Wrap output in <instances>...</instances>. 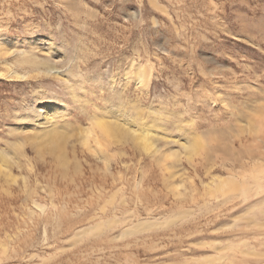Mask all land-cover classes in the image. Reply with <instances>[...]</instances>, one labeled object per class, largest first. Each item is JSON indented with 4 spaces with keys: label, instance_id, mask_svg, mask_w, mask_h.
Instances as JSON below:
<instances>
[{
    "label": "rangeland",
    "instance_id": "obj_1",
    "mask_svg": "<svg viewBox=\"0 0 264 264\" xmlns=\"http://www.w3.org/2000/svg\"><path fill=\"white\" fill-rule=\"evenodd\" d=\"M263 259L264 0H0V264Z\"/></svg>",
    "mask_w": 264,
    "mask_h": 264
},
{
    "label": "bare ground",
    "instance_id": "obj_2",
    "mask_svg": "<svg viewBox=\"0 0 264 264\" xmlns=\"http://www.w3.org/2000/svg\"><path fill=\"white\" fill-rule=\"evenodd\" d=\"M102 130L104 131V133L108 136V137H110V136H112V137H114L115 136V133H116V131L111 127V126H102ZM131 133H133L134 134V136H136L135 135V132L134 131H132ZM137 137V136H136ZM111 138V137H110ZM145 141L147 142V143H149V141L147 140V139H145ZM254 209V207L253 208H251V209H249L248 211L250 212V211H252ZM183 217V216H182ZM112 223V220L110 219V220H108L107 222H101V223H98V224H95V226H91V227H88V228H85V229H82V230H80V231H78L74 236H73V240L75 241V242H78L79 240H81V239H83L85 236H92V235H95L96 233H99L100 231H101V229L102 228H104V226H109L110 224ZM160 226V224L161 223H159L157 220H154V221H146V222H138L137 224H133V225H131L130 227H129V229H127L128 231H126V230H123V233L124 234H127V235H129V234H141V233H144V232H147V231H150V230H152L153 229V227H158V225ZM165 224H169V222H165V223H163L162 225H165ZM244 245H246L245 243H244ZM236 246V245H235ZM235 246H233V247H235ZM240 247V246H239ZM242 247V246H241ZM253 250H254V248H253ZM234 256H235V254H234ZM204 259V258H203ZM199 261H201V260H199ZM207 263H209V262H207ZM244 264H264V259L263 260H261V261H257L256 263H255V261L254 262H252V263H245V262H243Z\"/></svg>",
    "mask_w": 264,
    "mask_h": 264
}]
</instances>
